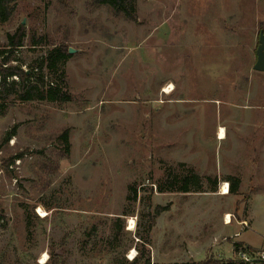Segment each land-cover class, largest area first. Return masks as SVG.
I'll return each mask as SVG.
<instances>
[{"label":"rangeland","instance_id":"rangeland-1","mask_svg":"<svg viewBox=\"0 0 264 264\" xmlns=\"http://www.w3.org/2000/svg\"><path fill=\"white\" fill-rule=\"evenodd\" d=\"M262 1L136 0V21L93 0L17 3L0 26V52L8 33H26L10 66L31 71L55 47L75 51L62 65L70 102L0 108L5 264L234 262L237 220L251 213L244 237L264 249V194L244 193L264 176V72L253 69ZM41 73L60 82L46 65ZM190 169L206 192H157L168 170ZM234 179L238 192L224 195ZM157 206L168 210L152 224Z\"/></svg>","mask_w":264,"mask_h":264},{"label":"trees","instance_id":"trees-1","mask_svg":"<svg viewBox=\"0 0 264 264\" xmlns=\"http://www.w3.org/2000/svg\"><path fill=\"white\" fill-rule=\"evenodd\" d=\"M20 0H0V26L9 23L15 12L17 3ZM95 5L108 6L115 16L122 15L125 19L130 21L137 20L136 0H93ZM26 33L24 28L20 26L14 34H7L8 50L1 51L0 57V101L6 100L5 104H0L1 109H6L12 103L19 101L28 103L32 101L53 102L64 104L71 101V95L67 90L66 73L62 65L69 56V50L64 47H55L49 51L45 58L41 61L35 62L30 66L31 71L23 70L19 66H10L9 63L13 61L14 52L23 46V39ZM42 38H34V45L42 43ZM46 65V69L54 76H59L60 82L54 84L53 82L45 85L44 76L41 73ZM36 69V71H35ZM13 77H17L14 80ZM12 79V80H11ZM4 111L0 110V114ZM61 142L66 144L69 149L68 131H65L59 136ZM21 155L14 159H20ZM14 160H12L13 163ZM210 184V192H215L218 184L217 178L207 177ZM231 192L236 193L240 180H230ZM130 195L127 197L128 202H135L137 200L138 191L135 186L129 187ZM157 192L159 193H203L204 190L202 179L195 174L194 170L190 169L187 174L179 175L167 171L166 178L157 183ZM230 192V191H229ZM167 207L157 206L152 217V224L154 220L161 215L162 212L167 211ZM26 227L30 229L33 223V218L30 212H25ZM7 224V217L4 209L0 206V227L4 228ZM242 245L235 243L234 246ZM250 248V247H248ZM251 249V248H250ZM0 264H5L0 259ZM131 264H136L132 262ZM183 264H237L235 262H224L222 260H215L209 258L201 262H186Z\"/></svg>","mask_w":264,"mask_h":264},{"label":"crops","instance_id":"crops-1","mask_svg":"<svg viewBox=\"0 0 264 264\" xmlns=\"http://www.w3.org/2000/svg\"><path fill=\"white\" fill-rule=\"evenodd\" d=\"M263 2H264V0L262 1V8L263 9H261V7H259L258 11L260 12V16L259 17L262 16L263 19H264V5H263L264 3ZM228 182L231 183L230 181H228ZM240 186H241V183H239L238 189L240 188ZM217 189H218V184L216 186V190ZM238 189H237L236 193L238 192ZM216 190H215V192H216ZM244 190H245L244 191L245 194H251L253 196L264 194V176L259 175V176H255V177H250L246 183L244 182ZM230 192H231V187H230ZM252 199H253V197H252ZM250 213H251V210H250ZM240 221H242V220H237V223H236V227L239 228V233H240L239 236H238V240H236V242L237 243H241L243 246L250 247L251 249H257L258 250L259 247H257L254 244L250 243L244 237V235L246 233H248V231L251 230L253 228V226H254V220L252 218V213H251L250 221L246 220L248 222V224H249L248 228H246V229L241 231V226L239 225ZM223 226L227 227L228 225L223 223ZM259 250H264V249H259ZM233 255H234V250H233Z\"/></svg>","mask_w":264,"mask_h":264},{"label":"built area","instance_id":"built-area-1","mask_svg":"<svg viewBox=\"0 0 264 264\" xmlns=\"http://www.w3.org/2000/svg\"><path fill=\"white\" fill-rule=\"evenodd\" d=\"M227 192H229V187H227ZM224 223L230 225L232 223V217L230 216V219L227 220L226 216ZM239 225L241 226V231L249 227L246 220L240 221ZM239 234V232L236 233V237H238ZM225 240L227 239L225 238ZM233 261L237 264H264V250L250 249L243 245L234 246Z\"/></svg>","mask_w":264,"mask_h":264},{"label":"water","instance_id":"water-1","mask_svg":"<svg viewBox=\"0 0 264 264\" xmlns=\"http://www.w3.org/2000/svg\"><path fill=\"white\" fill-rule=\"evenodd\" d=\"M75 50L69 49V54H73ZM257 60L253 67L255 71L264 72V30L259 33V46L256 51Z\"/></svg>","mask_w":264,"mask_h":264},{"label":"bare ground","instance_id":"bare-ground-1","mask_svg":"<svg viewBox=\"0 0 264 264\" xmlns=\"http://www.w3.org/2000/svg\"><path fill=\"white\" fill-rule=\"evenodd\" d=\"M172 87V86H171ZM171 87L169 88H166L165 89V92H167L168 94L169 93H171L172 92V89H171ZM226 138V133H225V130H224V128H219V130H218V139L219 140H223V139H225ZM227 187H228V185H226L225 186V188L224 189H222L223 190V194L225 195V194H227V193H229V192H227ZM226 190V191H225ZM40 212H42V210H40ZM43 213V212H42ZM44 215H45V213H43ZM230 219V215H227V220H229ZM130 224H131V226H130V230L131 229H133L134 227L132 226V224H133V222H130Z\"/></svg>","mask_w":264,"mask_h":264}]
</instances>
